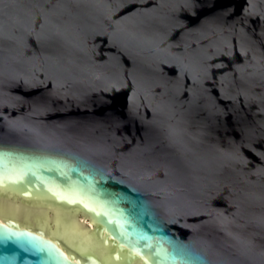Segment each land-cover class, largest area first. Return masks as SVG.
Masks as SVG:
<instances>
[{"label":"water","instance_id":"1","mask_svg":"<svg viewBox=\"0 0 264 264\" xmlns=\"http://www.w3.org/2000/svg\"><path fill=\"white\" fill-rule=\"evenodd\" d=\"M0 220V264H264V0H0Z\"/></svg>","mask_w":264,"mask_h":264},{"label":"bare ground","instance_id":"2","mask_svg":"<svg viewBox=\"0 0 264 264\" xmlns=\"http://www.w3.org/2000/svg\"><path fill=\"white\" fill-rule=\"evenodd\" d=\"M80 220L79 218L76 217V221ZM2 220H0L1 222ZM16 223L22 227V224L20 222V220L16 221ZM79 227H83V228H87V230H91V226L87 223V221L85 219H83L81 222H79Z\"/></svg>","mask_w":264,"mask_h":264},{"label":"snow or ice","instance_id":"3","mask_svg":"<svg viewBox=\"0 0 264 264\" xmlns=\"http://www.w3.org/2000/svg\"><path fill=\"white\" fill-rule=\"evenodd\" d=\"M0 242H3V241H0ZM114 264H115V262H114Z\"/></svg>","mask_w":264,"mask_h":264}]
</instances>
